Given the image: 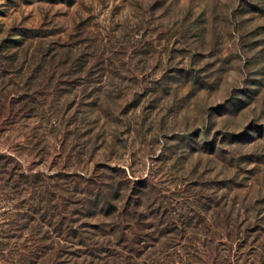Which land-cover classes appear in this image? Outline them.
I'll return each instance as SVG.
<instances>
[{
	"label": "rangeland",
	"instance_id": "1",
	"mask_svg": "<svg viewBox=\"0 0 264 264\" xmlns=\"http://www.w3.org/2000/svg\"><path fill=\"white\" fill-rule=\"evenodd\" d=\"M0 154L209 206L204 264H264V0H0ZM5 194L0 264H24Z\"/></svg>",
	"mask_w": 264,
	"mask_h": 264
},
{
	"label": "trees",
	"instance_id": "2",
	"mask_svg": "<svg viewBox=\"0 0 264 264\" xmlns=\"http://www.w3.org/2000/svg\"><path fill=\"white\" fill-rule=\"evenodd\" d=\"M68 177L34 172L0 154L7 225L20 233L8 237L22 240L24 264H38L49 253L56 256L54 264H204L203 255L218 248L214 235L200 233L206 223L199 213L209 206L177 207L173 220L161 192L144 179L131 187L118 175L105 183L86 179L88 186L78 189ZM136 212L155 221L145 225ZM68 216L81 220L79 225Z\"/></svg>",
	"mask_w": 264,
	"mask_h": 264
}]
</instances>
